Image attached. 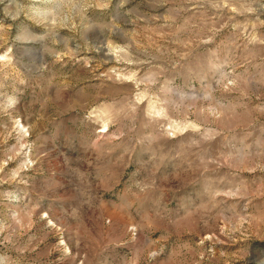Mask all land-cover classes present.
Segmentation results:
<instances>
[{"label": "rangeland", "instance_id": "obj_1", "mask_svg": "<svg viewBox=\"0 0 264 264\" xmlns=\"http://www.w3.org/2000/svg\"><path fill=\"white\" fill-rule=\"evenodd\" d=\"M0 264H264V0H0Z\"/></svg>", "mask_w": 264, "mask_h": 264}]
</instances>
